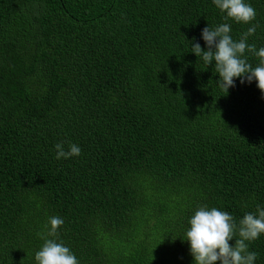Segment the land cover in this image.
I'll use <instances>...</instances> for the list:
<instances>
[{"label":"trees","instance_id":"1","mask_svg":"<svg viewBox=\"0 0 264 264\" xmlns=\"http://www.w3.org/2000/svg\"><path fill=\"white\" fill-rule=\"evenodd\" d=\"M245 2L247 24L213 0H0V264H37L53 216L79 264H195L199 206L258 215L264 93H226L191 47L222 23L264 47V0ZM246 243L264 264V233Z\"/></svg>","mask_w":264,"mask_h":264},{"label":"clouds","instance_id":"2","mask_svg":"<svg viewBox=\"0 0 264 264\" xmlns=\"http://www.w3.org/2000/svg\"><path fill=\"white\" fill-rule=\"evenodd\" d=\"M215 6L221 12H226L225 19L231 18L236 22L245 24L253 21L256 17V10L245 0H213ZM253 25L241 35L238 42L230 35L231 26L222 23L215 28L205 27L202 30V38L207 44V50L202 49L197 42L192 44V52L197 57L202 56L205 64L210 65L215 60V67L219 73L220 86L225 92L234 86V78L245 79L250 83L253 79L257 87L264 93V47L258 51L254 44H248L247 38L255 33ZM254 53L260 58L259 66L252 67L244 56L245 52ZM56 159H67L81 154V148L75 143H69L65 150L63 142L55 145ZM257 213L247 212L239 221L227 211L219 210L216 207L209 208L208 205H201L189 220L190 227L187 229L184 240L190 244V253L195 264H254L258 257L255 251H249V244L246 241H254L264 233V208L257 206ZM64 224L59 216L50 218L49 237L45 239L40 250L35 253L37 264H79L78 259L72 251L58 242V229ZM235 244L229 243L237 234ZM43 238V237H42Z\"/></svg>","mask_w":264,"mask_h":264}]
</instances>
